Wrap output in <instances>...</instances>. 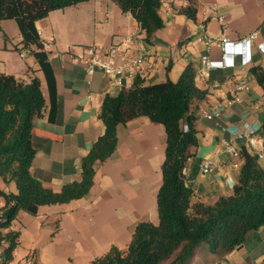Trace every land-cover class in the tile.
Wrapping results in <instances>:
<instances>
[{
    "label": "crops",
    "instance_id": "1",
    "mask_svg": "<svg viewBox=\"0 0 264 264\" xmlns=\"http://www.w3.org/2000/svg\"><path fill=\"white\" fill-rule=\"evenodd\" d=\"M191 2L197 5L196 20L182 13ZM160 15L165 26L151 42L115 0H89L53 11L38 21L55 87L53 122L49 120L51 98L46 74L33 55L18 50L22 40L18 24L8 20L7 33L0 23V32L7 34L0 46L8 49V69L1 73L25 82L38 77L46 99V111L34 120L32 136L36 150L32 174L45 186L59 192L63 185L82 179V160L104 132L99 119L104 97L116 96L134 83L126 77L119 86L101 72L88 75L81 61L86 48L115 47L118 56H131L126 44L131 36L137 39L134 48L145 54L142 78L147 84L164 82L170 79L169 73L179 76L191 65L197 85L208 91L192 108L199 146L192 149L196 155L185 167V178L193 186V202L214 204L232 194L238 183L243 159L229 155L226 141L257 155L264 168V140L259 134L264 123V89L250 73L253 66L264 67V0H163ZM256 32L259 35L250 49V63L244 65L236 56L234 67L213 68L208 77L200 76L204 57L223 59V48L219 44L208 47L204 37L219 38L224 33L230 42L238 43ZM241 86L244 89L239 90ZM218 110L221 116L211 120L203 114ZM183 128L188 130V125ZM117 134L118 147L107 161L97 164L94 185L86 196L66 204L41 206L36 216L19 212L11 227L20 233L11 264L27 260L33 264H90L112 246L126 249L140 222H158L165 127L138 117L119 125ZM251 135L255 147L249 144ZM208 158L214 163L204 174L200 167ZM0 191L16 194L17 188L0 177ZM5 204L0 195V213ZM242 246L228 254L222 264H264V226L250 234ZM211 261L217 263L213 256Z\"/></svg>",
    "mask_w": 264,
    "mask_h": 264
},
{
    "label": "trees",
    "instance_id": "2",
    "mask_svg": "<svg viewBox=\"0 0 264 264\" xmlns=\"http://www.w3.org/2000/svg\"><path fill=\"white\" fill-rule=\"evenodd\" d=\"M87 1L0 0V22L16 21L22 35L18 50L33 55L48 78L51 122L56 114L55 87L37 22L53 11ZM115 2L122 12L130 13L136 20L146 41L151 42L156 32L164 28L160 15L163 0ZM182 13L196 20V3L191 2ZM250 73L264 89V67L253 66ZM196 76L194 67L188 65L176 82L167 79L147 84L144 78L137 77L131 88L121 89L116 96L106 95L99 114L104 132L82 160V179L67 183L56 192L32 174L36 157L32 145L34 120L43 116L47 108L41 82L38 77L25 82L0 72V177L17 188L16 194L0 191L6 201L0 213V219L5 220L0 225V242L6 243L1 264H11L14 260L20 233L11 227L19 212L36 216L41 206L66 204L86 196L94 185L97 164L107 161L118 147V126L138 117L162 124L166 131L163 179L157 194L158 222H140L126 249L112 246L90 264H188L204 241H208L216 264H222L228 254L246 243L250 234L263 227L264 168L257 155L245 147L241 149L243 165L232 194L220 197L211 205L193 202L194 189L183 169L196 155L192 149L199 146L192 108L208 95V91L197 85ZM184 124L188 130L183 128ZM259 134L264 140V123Z\"/></svg>",
    "mask_w": 264,
    "mask_h": 264
},
{
    "label": "built area",
    "instance_id": "3",
    "mask_svg": "<svg viewBox=\"0 0 264 264\" xmlns=\"http://www.w3.org/2000/svg\"><path fill=\"white\" fill-rule=\"evenodd\" d=\"M258 33H253L250 36L242 39L238 43H232L223 33L219 38L213 37H204V42L208 47H211L215 44H219L223 48V59L220 61L210 60L208 57L203 58L204 71L200 73V76H209V71L213 68L220 67H234L235 66V57L240 56L242 64L246 65L252 61L251 47L258 39ZM137 43L135 36H131L126 39V44L129 45V52L131 56H118V49L115 47L102 48L98 46H90L86 48V52L81 61L86 67L88 75H93L97 72L103 73L107 76L112 83L119 86H123L124 79L126 77L136 79L137 77H142L143 74V65L145 62V54L140 53L137 49L134 48V45ZM262 48L258 46V49ZM134 50V52H131ZM138 51V52H136ZM244 89V86L239 87V90ZM239 101V99H236ZM204 116L211 120L216 117L221 116V110L215 111L213 113H208L203 111ZM249 138V144L256 146V140L253 135ZM225 147L227 152L232 158L238 159L241 157V149H238L233 145L231 141L225 142ZM262 158L263 155H260ZM214 161L212 158L205 159L201 163V171L204 174H207L211 170V166ZM238 164L235 163V167ZM186 169H183V174H185ZM6 243L0 242V261H2L4 256V247ZM3 246V247H2ZM22 264H33L32 260H27Z\"/></svg>",
    "mask_w": 264,
    "mask_h": 264
},
{
    "label": "rangeland",
    "instance_id": "4",
    "mask_svg": "<svg viewBox=\"0 0 264 264\" xmlns=\"http://www.w3.org/2000/svg\"><path fill=\"white\" fill-rule=\"evenodd\" d=\"M0 23H4L3 25L5 26L8 33V27L6 26L8 24V20H4L3 22ZM11 23L16 24V22L14 21H11ZM0 31L2 30L0 29ZM6 40H7V34H4V32H0V42L3 41L5 42ZM0 48L2 47L0 46ZM7 59H8V49L5 48L0 49V72H5L8 69V64L6 62ZM181 75L182 74H180L179 76L177 75L174 76L173 73H169L168 77L170 78V80L176 82L179 80ZM211 258H212V254L209 250V243L208 241H204L198 246L195 255L190 259L188 264H211L210 263Z\"/></svg>",
    "mask_w": 264,
    "mask_h": 264
},
{
    "label": "water",
    "instance_id": "5",
    "mask_svg": "<svg viewBox=\"0 0 264 264\" xmlns=\"http://www.w3.org/2000/svg\"><path fill=\"white\" fill-rule=\"evenodd\" d=\"M5 222V220L0 219V225L3 224ZM243 246L239 247V249H241Z\"/></svg>",
    "mask_w": 264,
    "mask_h": 264
}]
</instances>
